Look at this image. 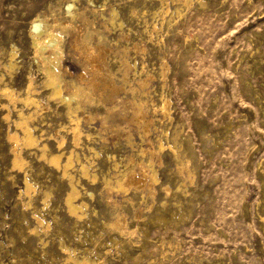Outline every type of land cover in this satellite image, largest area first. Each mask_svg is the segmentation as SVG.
Returning a JSON list of instances; mask_svg holds the SVG:
<instances>
[{
  "label": "rangeland",
  "instance_id": "obj_1",
  "mask_svg": "<svg viewBox=\"0 0 264 264\" xmlns=\"http://www.w3.org/2000/svg\"><path fill=\"white\" fill-rule=\"evenodd\" d=\"M34 19L61 32L62 96ZM99 48L116 89L69 112ZM262 216L264 0H0V264H264Z\"/></svg>",
  "mask_w": 264,
  "mask_h": 264
},
{
  "label": "bare ground",
  "instance_id": "obj_2",
  "mask_svg": "<svg viewBox=\"0 0 264 264\" xmlns=\"http://www.w3.org/2000/svg\"><path fill=\"white\" fill-rule=\"evenodd\" d=\"M70 5H67V9L66 10H67V13L71 15V9H70L71 6ZM58 25L61 26L60 29L63 30V27H62L63 24L62 23H58ZM30 28H31V32L33 34V39H32L33 43L32 44L34 45V53H35L36 57L38 58V60H40V62H41L42 70H43V73L45 75V82H46V84L51 85L53 87L52 96L53 95L62 96V94L60 92L62 79H61V75H60V71H59L60 59H61V55H62L61 44H62V41H63L61 32H59L57 30H54L50 26H47L46 22L44 20H41V19H37V20L34 19V21L32 22ZM83 38H87V36H84ZM84 43H85V41H84ZM75 47H77V46H75ZM78 48L81 49L79 45H78ZM81 52H84L85 57L88 59V61L90 63L92 76L90 78H86L85 77L86 79H83V80L87 81V82H83L82 81L85 84V86H82L84 84L77 85L76 83H74L72 81L69 83L70 85L67 88L66 95L63 97V99L68 103V108L67 109H68L69 112L71 110V108L69 106L71 104V102H75V104L78 105L80 103V101L82 102V100H84V99L86 100V99L91 98L90 96L93 95L94 93H97L99 96H107L108 94L110 95V93L113 92L114 88H115V86H112L114 83L113 84H108L107 83L106 75L101 70V65H102L101 61H102V57H103V53H104L103 52V48H99L97 51H94V50L90 49V50H83ZM12 65H13V63H12ZM41 65H39V66H41ZM84 75H85V73H84ZM99 75L101 76V81L98 80L99 82H97L95 77L99 76ZM98 79H100V78L98 77ZM27 86L29 87L30 84L27 85ZM31 94H32V92H31ZM24 100L25 101H29V102L30 101H34L31 98H29V96H27ZM161 110H162V113L163 112H167V102H163ZM20 113H21V111H20ZM28 117L29 116L20 117L21 121L19 123H17V125L21 126V129H22V132H23V136H22L21 140H23V142H25L27 145L28 144H32L33 142H35L34 141L35 139H34V137L32 135L31 129L29 128V126L27 124ZM70 121L72 122V127H71L72 132L71 131L70 132L72 133L71 135L73 137V141L74 142H78L79 135L81 136V133H80L81 130H79V126H78L79 119H78L77 116H75V117H71ZM8 139H9V141L11 143V147H12L11 151H12V154H13V157H14V166L20 167L22 162L20 160H18V155L19 154H18V146H17L20 139H18V137H17V135L15 133L11 134V135H8ZM59 140H60V138H59ZM59 140H58V143H59V146H60V144L62 143L63 139L61 138L62 141H60V142H59ZM59 156L60 155L51 156L49 161L52 162L53 164H55L57 167L58 166L62 167V172L63 173H67L66 170L69 167V164L71 163V157L68 155V157L66 159V162L64 161L65 162V163H63L64 165L61 166L60 165V161H59L60 160ZM82 169H83V166L80 168V170L82 171ZM84 171L85 170H83V172ZM125 179H126V181H124L123 183L120 182V183H122V184H119L120 188H121V186H124V185H127V184H135V181H136L135 179L136 178L134 176H133V178L132 177H129V178L126 177ZM25 187L28 188L29 185L26 183ZM76 190L77 189H75V187L72 185L71 186V193L68 195V197L66 199L68 210L73 215H77L78 214L77 209L79 208L78 204L75 203L72 200L74 195L77 194ZM262 217H261V219L264 222V217L263 218Z\"/></svg>",
  "mask_w": 264,
  "mask_h": 264
}]
</instances>
